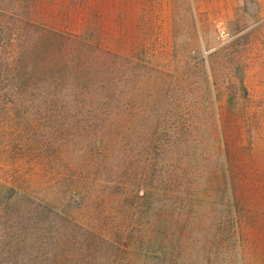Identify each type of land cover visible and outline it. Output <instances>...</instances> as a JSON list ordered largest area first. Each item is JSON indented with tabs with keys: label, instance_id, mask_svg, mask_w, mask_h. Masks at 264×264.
Returning <instances> with one entry per match:
<instances>
[{
	"label": "rangeland",
	"instance_id": "obj_1",
	"mask_svg": "<svg viewBox=\"0 0 264 264\" xmlns=\"http://www.w3.org/2000/svg\"><path fill=\"white\" fill-rule=\"evenodd\" d=\"M0 264H264V0H0Z\"/></svg>",
	"mask_w": 264,
	"mask_h": 264
}]
</instances>
